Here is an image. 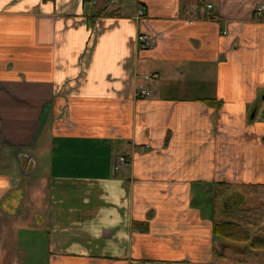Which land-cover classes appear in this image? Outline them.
Listing matches in <instances>:
<instances>
[{"label":"crops","instance_id":"0c3cea01","mask_svg":"<svg viewBox=\"0 0 264 264\" xmlns=\"http://www.w3.org/2000/svg\"><path fill=\"white\" fill-rule=\"evenodd\" d=\"M262 2L0 0V264L240 262L215 193L262 203Z\"/></svg>","mask_w":264,"mask_h":264},{"label":"trees","instance_id":"16d2710c","mask_svg":"<svg viewBox=\"0 0 264 264\" xmlns=\"http://www.w3.org/2000/svg\"><path fill=\"white\" fill-rule=\"evenodd\" d=\"M209 102L213 101L209 99ZM232 187L235 185L226 180L217 182L213 220L214 257L229 258L240 262H250L254 259L264 261V229L255 231V228L261 226L260 221L264 219V203L262 202L258 207H245L239 211L231 212L228 209V203L226 204L227 199L223 198ZM259 192L264 195V189ZM138 223L135 221V226H138ZM228 241L245 243V254L247 255L245 259L240 256H231L227 254L226 248L223 249L218 244L216 246V242L226 245L229 244ZM234 250L237 249L234 248Z\"/></svg>","mask_w":264,"mask_h":264},{"label":"built area","instance_id":"2783aa9c","mask_svg":"<svg viewBox=\"0 0 264 264\" xmlns=\"http://www.w3.org/2000/svg\"><path fill=\"white\" fill-rule=\"evenodd\" d=\"M212 7H213V4L210 2H207V3H204L203 5H201L200 10L202 13L210 14ZM145 15H146L145 10L140 8L138 10V17H140V18L145 17ZM255 15L258 19L264 18V2H262L256 6ZM137 41H138V44L141 48L148 49V48H151L155 44V37L152 36L150 33L143 31L137 35ZM146 77L150 78L151 75H146ZM138 93L141 96H145V95L151 93V91L141 85L138 89ZM131 161H132V159L129 155L118 154L115 158V161H114V168H115V170H121V169L125 168L126 166H128L131 163ZM144 264H154V263H153V261L148 260Z\"/></svg>","mask_w":264,"mask_h":264},{"label":"rangeland","instance_id":"374dc122","mask_svg":"<svg viewBox=\"0 0 264 264\" xmlns=\"http://www.w3.org/2000/svg\"><path fill=\"white\" fill-rule=\"evenodd\" d=\"M261 201L264 203V201H263V199H261ZM264 228V226H260V227H257V228H255V231H258V230H260V229H263ZM230 242V243H229ZM228 243L229 244H232V245H237L239 248L240 247H242V250L241 249H237L236 251L235 250H226V252H227V254H229V255H231V256H240V257H242V258H244L245 259V256H247L246 254H245V243L243 244V243H235V241H229ZM220 244V243H219ZM221 246V245H220ZM221 248H223L222 246H221ZM224 264H260L259 262H257V261H255V259L253 260V261H251V262H245V261H243V262H230V260L228 261H225L224 262Z\"/></svg>","mask_w":264,"mask_h":264}]
</instances>
